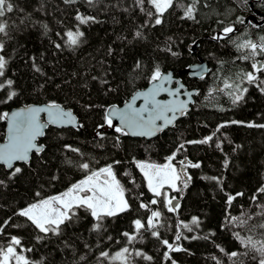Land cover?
Wrapping results in <instances>:
<instances>
[{
    "label": "trees",
    "instance_id": "1",
    "mask_svg": "<svg viewBox=\"0 0 264 264\" xmlns=\"http://www.w3.org/2000/svg\"><path fill=\"white\" fill-rule=\"evenodd\" d=\"M12 2L14 11L9 14V22L18 27L11 30V39H0L5 41V52L1 55L8 60L6 78L14 81L17 95L7 103H0V114L17 106L55 102L71 109L83 127L79 131L71 127L46 128L38 141L45 146L44 152L32 153L28 163L15 164L22 172L12 179L9 170L0 166V180L7 185L0 186V225L9 221L0 235V245H6L10 236H17L24 248H33L25 255L32 261L43 260L44 264H100L101 251L114 255L125 246L132 252L139 250L152 257L148 261L133 256L131 264H171L164 257L167 248L150 232H144L132 245L122 235L132 231L134 219L147 218L149 213L140 209L139 203H148L153 198L134 161L162 164L180 143L203 139L221 123L235 120L243 123L222 128L208 145L186 144V151L177 154L173 164L179 166L178 161L185 157L201 164L198 169L187 168L192 177L187 189L170 192L180 204L178 213L167 212L162 204L151 207L163 213L161 237L185 249L170 253L176 264H216L213 257L221 264H234L227 255L233 251L241 253L235 264H257L259 257L253 259L256 253L251 251L244 255L246 249L234 233L264 239V229L258 227L264 223V215H258L262 209L257 207L264 205V194L257 197L256 203L250 199L264 185V128L246 126L264 124V94L240 80L242 73L252 69L250 60L240 59L245 53L238 51L236 44L248 39L259 41L264 36V0H200L195 21L181 19L183 10L177 6L188 5L192 0H177L165 12L163 23L155 27H141L148 17L135 6L134 0H98L92 7L84 0L72 5L63 0ZM144 7L152 10L147 0ZM77 11L95 16L99 22L80 26L85 33L82 43L71 49L64 45L66 37L62 39V36L69 29L75 30ZM251 16L257 20L245 22ZM241 19L243 23L239 22ZM227 25L235 28L229 38L212 39L222 34V28ZM137 29L144 33V39L133 38ZM56 43L62 47L57 49ZM169 48L171 51H167ZM33 58L41 72L34 70ZM199 59L208 66L203 78L178 74ZM256 59L264 61V56ZM137 61L143 68L134 71ZM157 64L162 72L172 70L186 88L199 93L193 96L195 103L190 105L187 115L152 139L121 136L117 144L118 134L108 128L103 129L104 140L97 138L96 126L103 122L105 108L122 104L136 90L144 88ZM260 75L264 79V73ZM102 80L108 83L102 84ZM225 80L248 88L238 105L232 104L226 90L217 91L223 89ZM8 91L7 88L0 91V101L6 99ZM88 105L102 107L87 108ZM4 136L5 120L0 119V142ZM216 143H222V151L215 147ZM65 144L79 148L84 158L92 161L93 168L121 161L114 167L132 210L105 220L100 233L91 231L93 219L80 210V219L63 228L60 237L50 235L38 243L35 229L14 213L39 199L63 193L84 177L77 167L66 163L68 159L80 158L65 150ZM226 157L227 169L223 167ZM202 177H221L222 185ZM37 192L41 194L39 197ZM241 192L243 195L228 206L227 196ZM229 215L241 218L251 215L252 219L245 226H226L225 217ZM193 216L200 218V227L193 232L179 229L189 239L182 237L176 241L177 223H189ZM194 235L208 239H191ZM81 256L85 259L81 260Z\"/></svg>",
    "mask_w": 264,
    "mask_h": 264
},
{
    "label": "snow or ice",
    "instance_id": "2",
    "mask_svg": "<svg viewBox=\"0 0 264 264\" xmlns=\"http://www.w3.org/2000/svg\"><path fill=\"white\" fill-rule=\"evenodd\" d=\"M67 5L76 4L78 0H63ZM90 7L95 6L98 0H84ZM146 0H134L136 7L140 9L147 17L148 21L141 27L161 25L163 23V16L165 12L173 8L177 0H147V4L151 6L152 10L144 7ZM200 0H192L188 5L178 4L182 10L183 15L181 19L196 20L197 5ZM207 6V5H205ZM14 4L12 0H0V37H6L11 39V30L16 29L18 26L12 22L10 23L9 14L13 13ZM127 11V9H125ZM75 21L77 22L75 30L69 29L63 33L62 39H64V45L68 48L75 49L82 43V38L85 33L81 30L80 26L89 25L91 23H98L99 21L95 16L85 15L77 11L75 15ZM243 23L241 19L239 21ZM23 23V21H21ZM222 23V22H221ZM44 28L47 30L48 26L45 24ZM235 31L232 25H227L222 28L220 35L212 37L214 40H224L230 37ZM57 36H61V33H57ZM134 39H144V33L137 29L133 35ZM55 47L60 49L62 45L56 43ZM238 51L245 53L240 59L251 61V71H247L241 74L240 80L246 82L248 85H254L262 94H264V79L261 78V73H264V61L257 60L258 56H264V36L259 38V41H253L251 39L244 40L241 43L236 44ZM171 51V49H167ZM5 52V41L0 39V53ZM172 55H176L172 52ZM8 67V60L5 55H0V91L10 89L8 91L6 99L0 101V103H7L11 101L17 92L13 89L14 81L10 78H6V71ZM33 67L36 72L42 70L36 66L35 58H33ZM143 68L140 61L135 64L134 71H139ZM203 78V76H201ZM93 79H97L93 77ZM150 87L145 91H136L131 99L125 103L123 108L116 105H111L105 108L103 114V122L96 126V137L100 140L106 138V133L103 129H111L114 133L117 144L120 142L121 136H143L151 137L164 130L168 126H174V122L179 117L185 116L188 113L189 104L195 103L192 99L194 95H198V92L184 91L183 95L187 97L186 100L179 99L181 95V89L184 85L177 81L179 87L172 89L166 87V84L172 82V74H165L162 72L160 66L155 65L150 75L147 77ZM102 84H107L106 80L101 81ZM112 89H108L111 91ZM231 99L233 105H238L243 99L244 94L248 92L247 87H241L239 83L224 81L223 89L217 91H225ZM161 94H167L171 99H158ZM142 100L143 103L137 107V101ZM87 108L102 107L88 105ZM223 110V109H221ZM41 114H45L46 119H42ZM0 119L7 120L9 123V136L8 142L4 145H0V165L9 170V179L14 178L17 174L22 172L20 167L15 166L16 162L22 161L28 163L30 161V154L35 153L39 155L44 152L45 146L38 144L37 139L45 135V129L49 126H55L57 128H75L79 131L83 127V124L79 123L76 116L70 109H65L61 104L51 102L45 106H25L18 111H14L11 114L4 112L0 114ZM118 121V123H117ZM241 121H230L221 123L217 126L215 132L200 140L184 141L177 146L175 152L166 158L164 164H154L141 161H134L135 166L142 173L148 191L152 194L153 198L148 202H140L139 208L146 210L149 215L145 220L140 218L134 219L132 222V231L123 232L128 245H132L138 238L143 237L144 232H150L151 236L160 241V243L167 248L164 253L166 260H171V264H176V261L171 258L170 253L185 251L182 247L170 243L167 239L161 237L159 229L164 225L161 223V217L163 213L160 210L153 209L152 205L162 204L163 207L169 213H178L180 204L175 196H171L169 192L165 191V188L174 191L182 192L183 189H187L189 183L192 180L191 175L188 174L187 168L198 169L201 167L199 162L193 163L185 157V159L178 161L179 170L173 161L176 159L178 153L186 151V144H210L216 133H219L222 128L228 127L229 124H240ZM247 127H259L264 128V124L248 123ZM217 149H222V143H216ZM236 147H239L237 145ZM65 150L75 153L80 159L73 161L68 159L66 163L77 167L84 173V177L78 182L73 183L66 191L58 195L50 196L48 198H42L34 203L27 205L19 209L14 214L23 217L27 223H29L36 231V241L42 242L51 236L60 237L62 235L63 228H66L80 219V210L90 215L94 223L92 224L91 231L100 233L104 229L105 220L116 217L122 213H126L132 210V204L129 202V198L126 196V190L121 184V181L117 178V172L115 171V165L120 164L121 161L116 160L113 163L107 164L103 167L93 168L92 161L85 159V154L77 147H73L70 144L64 145ZM229 166V160L226 157L223 162V167L227 169ZM127 175V173H125ZM203 179L215 181L217 184L222 185L221 177H202ZM56 179V177H53ZM135 183V181H132ZM0 186H7L4 180H0ZM264 194V185L259 187L256 193L250 198L253 203H256L257 197ZM41 194L36 193L39 197ZM141 196L143 193L140 194ZM243 193H236L235 195L227 196V205L231 206L237 196H242ZM176 201V203H174ZM257 207L262 211L258 215H264V205L257 204ZM11 219V218H9ZM252 219L249 215L246 218L236 216H226V226H245L248 220ZM9 221H4L0 225V235L4 234V226L8 225ZM200 218L193 216L189 223L179 221L177 223V232L175 234V240L180 241L189 239L187 236H183V233L179 229H184L188 232H193L200 227ZM14 227H21L22 225H12ZM260 229H264V223L258 225ZM214 235V233H212ZM235 238L239 241L240 245L247 251L256 253L253 259L259 257L257 264H264V239L257 240L251 235L241 236L239 232L234 233ZM208 239L205 237L192 236L191 239ZM109 240L112 238L109 236ZM70 246V245H69ZM86 247H88L86 245ZM18 249H20L18 251ZM33 248H24L22 241L17 236H10L6 245H0V264H44L43 260L32 261L25 253H30ZM224 251L223 248L220 249ZM229 259L234 261L241 255L240 252L233 251L227 253ZM142 257L144 260L151 261L152 257L146 255L142 251L136 250L130 251L129 247L125 246L114 255H110L108 251H101L99 254L100 264H104V261H108L109 264H115L119 261L120 264H131V257ZM81 260L85 259L81 256ZM216 264H221L216 257Z\"/></svg>",
    "mask_w": 264,
    "mask_h": 264
},
{
    "label": "water",
    "instance_id": "3",
    "mask_svg": "<svg viewBox=\"0 0 264 264\" xmlns=\"http://www.w3.org/2000/svg\"><path fill=\"white\" fill-rule=\"evenodd\" d=\"M253 18H254V17H253ZM246 20H247V19H246ZM246 20H245V21H246ZM0 55H1V54H0ZM207 72H208V66H207V64H206L204 61L199 60L198 62L189 65L187 68H184V69L180 70V71L178 72V74L185 73V74H188V76H189L190 78H196V77H200V76H202V75L207 74ZM164 73H165V74H167V73H171V74H172V77H173L172 82L169 83V84H166V85H165L166 87H169V88H172V89H175V88L179 87V84H177V81H179V83L183 84V83L180 81V79L177 78V77L173 74L172 70H168V71H166V72H164ZM183 85H184V84H183ZM148 87H150V84H149V83H148L144 88L138 89V90H136V91H145ZM185 90L188 91V92H196L195 89H187V88L185 87V85H184V88L181 89V95H180L179 99H182V100H186V99H187V97H186L185 95H183V92H184ZM136 91H135V92H136ZM135 92H134V93H135ZM134 93H133V94H134ZM133 94H132V95H133ZM132 95H131L126 101H124L122 104H120V105H116V106H118V107H120V108H123V107L125 106V103L131 99ZM158 99H171V97H169L167 94H161V96L158 97ZM192 99H193V97H192ZM136 103H137V107H139V106L143 103V101H142V100H138ZM45 105H47V103H42V104H27V105H22V106L13 107V108L9 109L7 112H8L9 114H11V113L14 112V111H18V110H20L21 108H24L25 106H38V107H42V106H45ZM190 105H191V104H189L188 110H189V108H190ZM65 109H68V108H65ZM70 110H71V109H70ZM71 111H72V110H71ZM73 114H74V113H73ZM74 115H75V114H74ZM41 116H42V119H46L45 114H41ZM180 118H181V117H179V119H180ZM177 120H178V119H177ZM177 120H176V121H177ZM176 121H175V122H176ZM175 122H174V124H175ZM117 123H118V121H117ZM49 127H50V126H49ZM52 127H55V126H52ZM171 127H173V126H168V127L164 128V130L167 129V128H171ZM45 130H46V129H45ZM45 130H44V131H45ZM164 130H163V131H164ZM161 132H162V131H161ZM159 133H160V132H159ZM159 133H157L155 136H151V137L131 136V135H129V136H130V137L145 138V139H152V138L156 137ZM8 136H9V123H8L7 120H5V136H4V140H3L2 142H0V145H4V144H6V143L8 142ZM42 137H43V136L38 137V139H37V143H38V141H39ZM38 144H40V143H38ZM30 157H31V154H30ZM17 163H24V162H22V161H18V162H16V164H17ZM0 166H2V165H0ZM6 169H7V168H6ZM174 203H176V201H174Z\"/></svg>",
    "mask_w": 264,
    "mask_h": 264
},
{
    "label": "rangeland",
    "instance_id": "4",
    "mask_svg": "<svg viewBox=\"0 0 264 264\" xmlns=\"http://www.w3.org/2000/svg\"><path fill=\"white\" fill-rule=\"evenodd\" d=\"M255 20H257V19H255ZM249 21H251L250 19H249ZM260 61H262V60H260ZM177 168H178V170H179V166L177 165ZM140 171V170H139ZM146 182V181H145ZM165 191H167V192H169V194H170V192H172L171 190H169V189H167V188H165ZM171 195V194H170ZM172 196V195H171Z\"/></svg>",
    "mask_w": 264,
    "mask_h": 264
}]
</instances>
